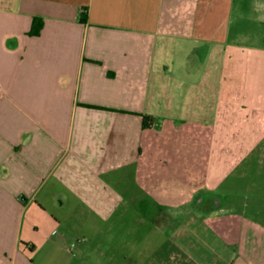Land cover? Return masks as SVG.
<instances>
[{
  "label": "crops",
  "instance_id": "0c3cea01",
  "mask_svg": "<svg viewBox=\"0 0 264 264\" xmlns=\"http://www.w3.org/2000/svg\"><path fill=\"white\" fill-rule=\"evenodd\" d=\"M167 114L200 169L149 162ZM262 142L264 0H0V264H264V197L225 185Z\"/></svg>",
  "mask_w": 264,
  "mask_h": 264
},
{
  "label": "rangeland",
  "instance_id": "374dc122",
  "mask_svg": "<svg viewBox=\"0 0 264 264\" xmlns=\"http://www.w3.org/2000/svg\"><path fill=\"white\" fill-rule=\"evenodd\" d=\"M166 94L173 96V93L169 91H166ZM188 105H190L189 102L185 104L187 111L189 110ZM171 109H173L172 106ZM177 120L178 119L168 114L165 115V117H158L159 123L155 132L158 133L157 128H159V126L162 128V131L160 132L162 135L160 134L159 145L165 148V153L156 156L154 152L151 151L149 162L162 163L163 161V163L169 162V164L172 165L173 163L175 164L181 162L179 158L185 159L186 162H188V154L175 156L173 154V150L174 148L177 149V147H180L182 151L186 153L188 151L187 149L194 148L197 152V166L198 169H200L202 164L206 162V158L208 156V146L205 139L206 129L203 127V125L197 123L195 128L198 135L196 136L197 138H194L193 136H190V123H181L182 128H178L176 124ZM191 128L194 127L191 126ZM175 173L177 175V172ZM175 173L173 170H168L162 177L165 178L166 187L170 191H172L171 181H173L174 178L178 179ZM180 179L182 181L185 180L183 173L181 174ZM151 180H158L156 174L151 176ZM225 185L239 186L240 190H237L238 193L249 196L250 198H256L259 196L264 197V142L256 145L245 157L242 163H239L235 166L233 173L229 175ZM113 189L123 197L122 200H118L116 204L117 207H113V211L124 212L127 206L126 202L124 201L125 197L130 195L132 192L138 193V190H136L138 187L135 183L133 184L131 182L130 178L125 176L124 172H117L116 174H113ZM112 222L113 237H111V240L110 237L106 239L100 238L97 240L100 244H102L103 248L107 249V258L113 254V248H115L117 244H120V242L117 240V237L121 236V234L125 232L126 226L125 218L115 219L113 217Z\"/></svg>",
  "mask_w": 264,
  "mask_h": 264
},
{
  "label": "trees",
  "instance_id": "16d2710c",
  "mask_svg": "<svg viewBox=\"0 0 264 264\" xmlns=\"http://www.w3.org/2000/svg\"><path fill=\"white\" fill-rule=\"evenodd\" d=\"M42 27V21L40 18H37L34 22V26H33V29H32V33H39L40 32V29Z\"/></svg>",
  "mask_w": 264,
  "mask_h": 264
}]
</instances>
